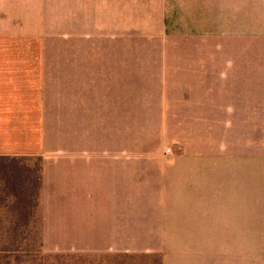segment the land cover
Returning <instances> with one entry per match:
<instances>
[{"label":"rangeland","instance_id":"rangeland-1","mask_svg":"<svg viewBox=\"0 0 264 264\" xmlns=\"http://www.w3.org/2000/svg\"><path fill=\"white\" fill-rule=\"evenodd\" d=\"M183 4L0 0V69L16 85L0 91V108H10L0 114V153H7L0 154V264H160L159 253H61L88 243L56 224V158L71 153L160 160L163 190H130L128 201L163 207L156 210L164 212L162 239L124 245L183 248ZM113 57L127 63L117 113L108 108L111 78L103 61Z\"/></svg>","mask_w":264,"mask_h":264},{"label":"crops","instance_id":"crops-1","mask_svg":"<svg viewBox=\"0 0 264 264\" xmlns=\"http://www.w3.org/2000/svg\"><path fill=\"white\" fill-rule=\"evenodd\" d=\"M181 1L183 248L124 245L162 239L164 212L156 210L163 207L128 201L130 190H163L156 177L160 160L152 154L71 153L56 158V224L88 243L61 253H159L160 264H264V0ZM103 61L111 78L108 108L123 112L127 63L121 57ZM4 71L0 91L16 86ZM9 112L0 108V114ZM47 181L48 175L45 190ZM93 240L102 243L95 247Z\"/></svg>","mask_w":264,"mask_h":264},{"label":"built area","instance_id":"built-area-1","mask_svg":"<svg viewBox=\"0 0 264 264\" xmlns=\"http://www.w3.org/2000/svg\"><path fill=\"white\" fill-rule=\"evenodd\" d=\"M169 151V150H168Z\"/></svg>","mask_w":264,"mask_h":264}]
</instances>
